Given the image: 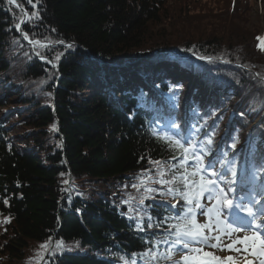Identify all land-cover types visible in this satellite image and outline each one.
Masks as SVG:
<instances>
[{
    "label": "trees",
    "instance_id": "16d2710c",
    "mask_svg": "<svg viewBox=\"0 0 264 264\" xmlns=\"http://www.w3.org/2000/svg\"><path fill=\"white\" fill-rule=\"evenodd\" d=\"M17 1L21 34L22 12L0 0V264H171L173 226L192 223L182 193L192 203L198 192L182 177L198 186L201 175L166 125L219 164L245 159L264 182V31L247 47L241 18L234 34H152L160 22L202 23L187 13L197 0ZM226 2L234 17L250 0ZM141 53L153 55L130 66L133 85L102 65ZM186 70L206 97L172 81Z\"/></svg>",
    "mask_w": 264,
    "mask_h": 264
},
{
    "label": "rangeland",
    "instance_id": "374dc122",
    "mask_svg": "<svg viewBox=\"0 0 264 264\" xmlns=\"http://www.w3.org/2000/svg\"><path fill=\"white\" fill-rule=\"evenodd\" d=\"M172 2H174V0H172ZM226 3H227L226 0H197L194 4L189 6L191 9L189 8L190 10H188L187 13L189 12L188 13L189 18L190 17L202 18L203 16H207L206 18H204L205 20H201L202 23H200L199 20H198V23L197 22L194 23L193 21H189V20L183 23L179 21L178 19L177 22L171 20L172 22L170 23V27L165 26L164 23L162 22H160L161 25L152 24L150 26L151 27L150 30L161 27L160 31L164 30L166 34H168V36L171 35V37H173L175 35L177 36L180 33V31L181 33L182 32L185 33L192 26L193 27L197 26L196 28H203L201 30L205 29V31L207 29L211 31L220 30V33L222 31L223 33H226V34L227 33L234 34L235 31H237L238 26H239L237 22H239L240 21L239 18H241L245 20L244 28H241V26H239V28L243 31L248 32V34L242 35L241 41L244 43L248 41V43L244 45L247 47L251 42L250 37H252L254 33L264 31V0H250V2L248 3L249 9L246 12H240V13H237V15L235 14L234 17L233 16L229 17V15L226 14L227 13ZM173 8H176V3H174ZM180 14H181L180 16H184L183 11H181ZM173 16L175 18L177 17L176 14H174ZM155 30L156 29L152 30V34L155 33ZM178 37L182 39L180 35H178ZM227 42L228 41H226L225 43ZM144 55L145 53L138 54L137 58L133 61V62L137 61L135 65H140L141 68H145L144 60H147V59L142 58ZM152 68L153 67H151V69ZM152 70H155V68H153ZM133 74L138 75V73L134 71H133ZM132 78L133 77L131 76V79ZM184 86L186 87V90H187L189 88V82L184 83ZM199 88L204 89L205 87H199ZM204 94L205 95H203V98L206 97L209 94V92H207L206 90ZM248 108H250V113H254V111L257 108V104L255 103L252 107L251 105H249ZM261 119L262 118H260L259 120L254 119L253 124L255 122H260ZM200 167L202 168L203 166H200ZM215 171L217 172L225 171V167L215 166ZM212 178L217 179V188L213 190L211 195L207 194L208 196L207 201L203 200V198L202 200H200L199 208H196L190 211L192 215L193 214L196 215L195 218H196V225L198 226V230L196 232V235L194 236L200 242L193 243L191 242L192 238H189L190 239L189 249L187 250L183 249L182 246L180 245H175L176 248L181 249L180 253L175 257V260H177L179 264H198V262L195 260L185 261L183 260V257L187 255L189 257L199 256L203 258L204 253H210L214 256L223 257V258L232 257L233 260H237L238 262H245V261L251 260L250 253H249L250 252L249 247L254 242L251 243L250 245L247 244V249L244 243L238 242V241L244 240L248 232L245 233L243 232V230L236 229L231 233H227V232H223L221 229L214 226L213 224L216 218L220 219V216H222V210H219L220 212L217 213V208L221 207V205L217 202L219 199L218 193L220 189L224 190V195L230 200H234L236 196L235 194L236 189L234 187L235 185L234 183L232 184L229 183L230 181L228 180H230V177L227 176L226 174H224L223 176L212 177ZM242 183L245 184L246 180L242 179ZM236 184H237V181H236ZM249 186L253 189L245 190L246 192H250V191L251 192L248 193V195H246L245 199L241 201V204H244L246 207L252 206L253 208L258 209L255 222L256 223L264 222V197H263L264 192L259 191V189L254 187V185H249ZM229 189H231V191H229ZM245 200L247 202H245ZM253 200L255 202H251ZM210 210L212 211L215 210V212L210 213L209 212ZM204 211L209 213L208 217H205V214H203ZM205 226L209 228L212 235L216 238L214 245H217L218 247H224V248H229L228 246L232 245L231 251L221 253V252H218L217 249H214V247L213 248L206 247L205 245L208 244L209 242H208L207 235L203 230ZM263 227L264 226H262L261 228ZM249 236L253 237L254 235L250 234ZM217 237L219 239H217ZM234 241H237V243L234 244L233 243ZM196 249H199V251H196ZM222 261L232 263L231 261L227 259L222 260Z\"/></svg>",
    "mask_w": 264,
    "mask_h": 264
},
{
    "label": "snow or ice",
    "instance_id": "6c2138e0",
    "mask_svg": "<svg viewBox=\"0 0 264 264\" xmlns=\"http://www.w3.org/2000/svg\"><path fill=\"white\" fill-rule=\"evenodd\" d=\"M16 0H9V3H15ZM36 2L38 3L39 0H36ZM29 3H32V0H29ZM33 7H35V4H33ZM33 16L36 15V13H32ZM17 29L20 30V24L16 25ZM24 38L28 39V34L24 33ZM258 40H261L262 43L258 45V47L264 48V38H257ZM31 43H35V44H40L39 41H30ZM62 43V42H61ZM44 46V45H41ZM72 45H68V47H71ZM59 57H57L58 59ZM175 143L177 145H179V147H181L185 153V157L184 160L187 161L188 159V155L191 154L193 155L196 164L198 166V172H194L192 173V175H197L199 172H206L207 176L209 177L208 179H205L204 175L200 176V181L198 186L196 185L195 181L189 182L187 180V177H182V179H184L185 181V187L187 188L189 183H191L194 187H198V192L196 193L199 196H203L205 193H207L208 195H211L213 190H215L217 188V179H213L212 177H219V176H223L225 174V171H220L217 172L215 171V164L213 163H209V164H205L203 165V167L201 168V157L204 155V152L202 149H199L195 144L192 143V141L186 140L184 141V143H180L179 140H176ZM209 143H211V141H209ZM232 147H235V143H233ZM199 152V154H197ZM217 163H219V161H217ZM228 170H230L232 172V175L234 177L233 181H230V183H236L235 177L238 176V173L236 171V169L234 167H232V162L229 161L228 162ZM175 179V178H174ZM164 181H162L163 183ZM171 191V189H170ZM229 191H231V189H229ZM182 195H184L186 201L191 202L188 197L189 194L188 192H183ZM219 199H218V203L221 205V208H231L233 207V201L228 199L225 195H224V190L220 189L219 193H218ZM241 199H244V197H241ZM251 202H255L254 200ZM5 203H7V201H5ZM197 206H199L197 204ZM236 207H240V208H245L246 214L251 217L253 220L256 218V213L253 212V209L251 207H246L244 204H237ZM211 211V210H210ZM219 211V210H217ZM152 225H148V227H151ZM248 226L249 228L254 229L255 231H259L260 228L262 226H264V222H261L260 224H252V221L250 220L248 222ZM173 228L175 229L176 232V240H175V244L176 245H180L182 246L183 249L187 250L189 249V242L191 239V242L193 243H199L200 241L198 239L195 238L194 234L187 231L185 228H183L181 225H174ZM217 239H219L217 237ZM49 240H51V237H49ZM252 240L254 243L252 245L253 247V255H257V248L259 249V255L264 256V232H261L259 236H253V237H245L244 240L238 241L239 243H244L245 247L247 249V241ZM62 241H57V247L62 246ZM234 244L237 243V241L233 242ZM211 247H216L217 245H210ZM229 248H232V245L228 246ZM41 248L43 249H47V243L41 245ZM180 249L177 248L176 251H179ZM196 251H199V249H196ZM238 251V250H237ZM172 254V249L169 250L168 255L170 256ZM229 260V261H233L232 257H217L214 256L210 253H204L203 258L199 257V256H193V257H189V256H184L183 260L188 261V260H195L198 262V264H214V262H220L222 260ZM177 264H179V262H177ZM233 264H235V262L233 261ZM261 264H264V260L261 261Z\"/></svg>",
    "mask_w": 264,
    "mask_h": 264
},
{
    "label": "bare ground",
    "instance_id": "6f19581e",
    "mask_svg": "<svg viewBox=\"0 0 264 264\" xmlns=\"http://www.w3.org/2000/svg\"><path fill=\"white\" fill-rule=\"evenodd\" d=\"M243 217L244 215L239 214L238 212H235V217L240 218ZM257 251H259V249L257 248ZM235 262V264H242L241 262H238L237 260H233ZM233 261H231L232 263H227V262H223L221 261L220 263L217 264H233ZM244 264H258V262L256 261L255 258L249 260L248 262H245Z\"/></svg>",
    "mask_w": 264,
    "mask_h": 264
},
{
    "label": "water",
    "instance_id": "95a60500",
    "mask_svg": "<svg viewBox=\"0 0 264 264\" xmlns=\"http://www.w3.org/2000/svg\"><path fill=\"white\" fill-rule=\"evenodd\" d=\"M13 4V3H12ZM15 5L18 9H20V11L23 13V19H22V22L20 23V30H18V33L21 34V28H22V25L24 24V22L26 21L27 19V13L26 11L20 6V4L16 2L13 4ZM107 66H111V65H107Z\"/></svg>",
    "mask_w": 264,
    "mask_h": 264
}]
</instances>
